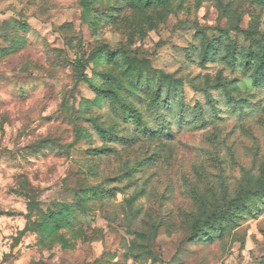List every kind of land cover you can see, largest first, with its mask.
I'll return each instance as SVG.
<instances>
[{"label":"rangeland","instance_id":"1","mask_svg":"<svg viewBox=\"0 0 264 264\" xmlns=\"http://www.w3.org/2000/svg\"><path fill=\"white\" fill-rule=\"evenodd\" d=\"M0 264H264V0H0Z\"/></svg>","mask_w":264,"mask_h":264},{"label":"trees","instance_id":"2","mask_svg":"<svg viewBox=\"0 0 264 264\" xmlns=\"http://www.w3.org/2000/svg\"><path fill=\"white\" fill-rule=\"evenodd\" d=\"M261 61H263V57L261 58ZM81 66V64H78L77 65V67L79 68ZM146 131H148V130H146ZM30 208H31V206H30ZM200 220H199V217H196L195 218V221H194V223H193V226H192V234H193V236H198L199 235V229L200 228H198L199 227V225H200Z\"/></svg>","mask_w":264,"mask_h":264}]
</instances>
